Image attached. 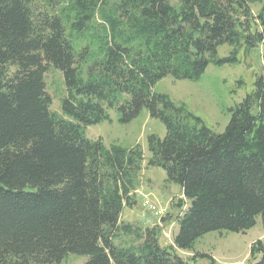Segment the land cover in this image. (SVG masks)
<instances>
[{"label":"trees","instance_id":"1","mask_svg":"<svg viewBox=\"0 0 264 264\" xmlns=\"http://www.w3.org/2000/svg\"><path fill=\"white\" fill-rule=\"evenodd\" d=\"M252 3H262L257 14ZM261 43L264 0H0V264H59L68 254L84 264H192L176 250L210 231L249 229L257 216L263 236L248 261L264 264V77L219 133L153 90ZM50 65L62 72L68 118L50 109ZM113 108L121 122L146 108L165 125L164 137H147L148 164L180 186L174 205L188 202L170 245L159 225L120 218L135 201L141 146L85 135Z\"/></svg>","mask_w":264,"mask_h":264},{"label":"rangeland","instance_id":"2","mask_svg":"<svg viewBox=\"0 0 264 264\" xmlns=\"http://www.w3.org/2000/svg\"><path fill=\"white\" fill-rule=\"evenodd\" d=\"M262 3H252L251 11L257 14ZM230 46L226 43L217 48L219 57H226ZM264 77V43L259 44L247 54L239 53L238 61L216 65L210 63L198 79H175L165 76L158 80L153 90L168 95L172 100L183 102L187 108L214 132L224 131L231 117L230 109L239 103L254 87L256 78ZM46 91L51 97L50 109L68 118L61 109V100L66 95L62 72L50 65L44 74ZM109 119L85 127V135L89 139L100 138L105 145L116 143L123 147L135 144L143 151L142 168L139 172V186L135 190V201L123 208L121 220L143 227L160 226L159 242L161 245L173 243L178 231L174 217L183 212V208L174 205L183 198L180 186L166 181V173L162 167L148 164L150 153L147 137L154 134L160 138L166 134V128L158 118L150 116L146 108L128 122L119 121L116 109H109ZM172 217L161 221L162 216ZM263 236L260 216L255 224L244 231H210L194 242L192 250L177 249V253L187 258L192 264H249V250L253 241ZM196 254L195 258L192 256ZM201 254V255H200ZM84 255L68 254L59 264H84Z\"/></svg>","mask_w":264,"mask_h":264}]
</instances>
